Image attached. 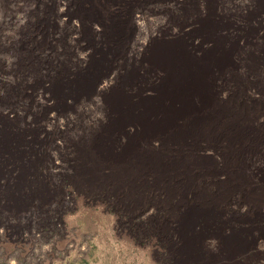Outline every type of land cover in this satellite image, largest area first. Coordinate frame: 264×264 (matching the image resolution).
<instances>
[{"label":"rangeland","instance_id":"obj_1","mask_svg":"<svg viewBox=\"0 0 264 264\" xmlns=\"http://www.w3.org/2000/svg\"><path fill=\"white\" fill-rule=\"evenodd\" d=\"M176 9L135 14L148 35L175 34L190 26L169 21ZM223 75L221 86L202 82L203 97L189 86L188 101L124 121L118 143L134 139L135 162L117 174L108 164L109 177L93 158V179H11L0 140V264H264V238L252 231L250 242L241 222L258 189L264 198L255 182L264 179V71ZM96 120L54 122L86 129Z\"/></svg>","mask_w":264,"mask_h":264},{"label":"flooded vegetation","instance_id":"obj_2","mask_svg":"<svg viewBox=\"0 0 264 264\" xmlns=\"http://www.w3.org/2000/svg\"><path fill=\"white\" fill-rule=\"evenodd\" d=\"M170 2L169 21L181 29L188 17L189 28L150 36L143 20L137 29L136 9L145 17L152 4ZM251 67L264 71V0H0L2 171L93 179L94 158L106 165L101 177L114 172L108 164L117 174L136 156L134 139L118 143L124 121L149 119L166 100L188 101L196 75L221 86L225 72ZM90 115L97 120L86 129L55 126ZM263 200L258 189L254 206L245 204L250 242L252 231L264 238Z\"/></svg>","mask_w":264,"mask_h":264},{"label":"bare ground","instance_id":"obj_3","mask_svg":"<svg viewBox=\"0 0 264 264\" xmlns=\"http://www.w3.org/2000/svg\"><path fill=\"white\" fill-rule=\"evenodd\" d=\"M138 29H143V22L142 21H139L138 22V27H137ZM197 76V83L195 84V90H196V93L197 94H200L201 96L204 94L203 92L205 91V88H204V84L201 82L202 81V76H200V75H196ZM181 84V83H180ZM182 86V85H181ZM206 93V92H205ZM203 97V96H202ZM188 105V104H187ZM184 112V111H183ZM170 115H168V116H166L165 117V122L166 121H170ZM236 120H232V122L235 124L236 122H235ZM239 124V123H238ZM194 125H196V123H194ZM199 126V125H198ZM238 128V127H237ZM237 131H238V129H237ZM181 133V132H180ZM241 136V135H240Z\"/></svg>","mask_w":264,"mask_h":264}]
</instances>
